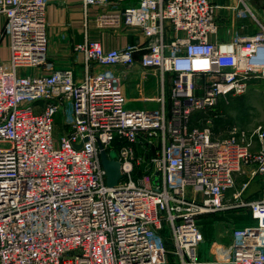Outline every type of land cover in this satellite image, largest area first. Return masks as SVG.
<instances>
[{
    "label": "built area",
    "instance_id": "obj_1",
    "mask_svg": "<svg viewBox=\"0 0 264 264\" xmlns=\"http://www.w3.org/2000/svg\"><path fill=\"white\" fill-rule=\"evenodd\" d=\"M248 2L142 0L108 12L110 0H83L102 9L100 28L136 29L144 42L77 46L87 63L124 71L77 81L72 70L18 72L49 66V0H0V44L7 39L10 51L0 59V264H168L171 249L199 264L198 219L236 209L256 225L234 231L228 264H264V198H243L254 179L264 186V127L214 134L220 107L264 80V14ZM226 9L258 30L213 41ZM136 68L159 72L163 88L169 78V104L163 91L158 109L127 108L123 81ZM66 104L70 130L57 138ZM99 145L121 164L114 188ZM238 176L248 180L236 190Z\"/></svg>",
    "mask_w": 264,
    "mask_h": 264
},
{
    "label": "crops",
    "instance_id": "obj_2",
    "mask_svg": "<svg viewBox=\"0 0 264 264\" xmlns=\"http://www.w3.org/2000/svg\"><path fill=\"white\" fill-rule=\"evenodd\" d=\"M142 0H110L109 6L105 9L108 12H122L126 8L136 7ZM217 5L232 6L230 0H211ZM233 1V0H232ZM102 9L100 7H88L85 8L83 0H49L47 7V22H48V67L40 68L35 73L39 75H49L55 71L72 70L74 77L77 81L83 80L88 73L102 71L107 68H101L94 66L92 63H87L85 55L82 52L76 50L77 46L84 44L87 41H98L102 44L105 50L120 49L128 44L143 43L144 37L141 32L136 29H123L121 31L100 28L98 25V17ZM227 12L221 10L218 13L217 20L219 26L224 22H228L226 16ZM226 16V17H225ZM5 18L0 16V35L3 32L5 25ZM212 40L230 41L231 39L222 36H216ZM10 57L9 44L7 39H3L0 44V59L8 61ZM139 69V68H138ZM149 74V73H148ZM162 92L167 91V86L162 87ZM244 96L234 97L243 99ZM241 100V101H242ZM236 102L233 106L230 104L228 111L238 105ZM160 103L155 102L151 107L153 109L159 108ZM221 106L223 112L224 107ZM67 113L71 112V106L66 104L65 109ZM63 111V112H65ZM63 112L57 116V135H63L70 130V126L65 125V121H59V118L63 116ZM229 113V112H228ZM225 123H215V131L220 134L219 138L225 137L221 134L225 130ZM231 127V125H230ZM225 133V132H224ZM246 176H238L236 180V190H239L242 185L247 181ZM243 198L247 201L259 200L264 198V186L260 178L254 179L244 192ZM228 217L227 219H233L237 223L238 228L250 227L255 220L252 218L251 213L247 209H236L229 211L225 214L214 215V228L212 225L207 224V230L202 231L204 235V241L198 249V262L199 264H228L229 254L228 248L233 243V228L230 223L221 220V217ZM204 222H208L211 217H204ZM208 218V219H206ZM201 220V222H202ZM213 220V219H210ZM229 221V220H228ZM214 232H213V229ZM170 256V255H169ZM168 256V264L170 259Z\"/></svg>",
    "mask_w": 264,
    "mask_h": 264
},
{
    "label": "rangeland",
    "instance_id": "obj_3",
    "mask_svg": "<svg viewBox=\"0 0 264 264\" xmlns=\"http://www.w3.org/2000/svg\"><path fill=\"white\" fill-rule=\"evenodd\" d=\"M236 3V0H235ZM251 6L254 12L256 13L257 17L262 19L263 21V12H264V0H249L248 2ZM230 4H234V0H230ZM225 7H236V4L232 6H226ZM227 13L225 14L227 17L228 22H224L223 25L220 26V31H219V36H224L225 38L232 39L237 35H242V36H247V35H252L258 30V24L257 22L251 17H244V18H239L237 15V11L234 10H229L226 9L224 10ZM225 16V17H226ZM108 71L106 72H113L114 74L118 76H123L124 72L122 69H118L113 71L112 69H107ZM35 69H19L18 72L22 74H36ZM167 86V91L165 92V97L167 100V104H169L170 100V80L167 78L166 84ZM123 87L126 93L127 97V108L136 110V109H153L149 108L152 106L153 103L159 102L160 99L163 95L162 92V80L159 72H151L147 73L145 76L144 73L136 68L133 71H131L128 75H125L124 81H123ZM242 98H238V100H235V98H231L230 104L233 106L236 102L241 101L238 103L236 107L228 111V107H224L223 109V114L222 117H220L221 120L219 122H215L216 124L220 123H227L228 126H225V130L233 126L236 127H242L244 129L252 131L253 129L262 126L264 127V80L260 81H253L250 85L249 90L247 91L246 94L243 95ZM158 109V108H157ZM65 111V110H64ZM68 112V111H67ZM66 111L63 112V116L59 118V121H65V123L69 122L71 120V112L67 113ZM229 112V113H228ZM215 126L214 125V134L215 137L218 134L215 131ZM225 132V133H224ZM223 136L229 135V131H223L221 132ZM60 135H57V138H59ZM223 138V137H222ZM2 148H9V145H1ZM110 154L112 156H117V153L115 150H111ZM225 214V213H221ZM215 215V214H214ZM214 215H208V216H203L200 219H198V224L200 227V232L202 236V240L197 248V253L200 245L204 241V235L202 231H206L207 227L206 225H212L214 228ZM204 217H211L210 219L213 220H208V222H204L202 219H205ZM228 218V217H227ZM226 217L222 216L221 220L226 221L231 224L233 230H238V229H243V228H238L237 223L233 219H227ZM208 219V218H206ZM202 220V222H201ZM229 220V221H228ZM256 222H253L251 226H255ZM212 228V229H213ZM214 232V229H213ZM234 233V232H233ZM167 236H169L170 231L167 228V231L165 232ZM169 259H170V264H182V261L180 260V257L173 253V249L170 250L169 253ZM198 256V255H197Z\"/></svg>",
    "mask_w": 264,
    "mask_h": 264
},
{
    "label": "water",
    "instance_id": "obj_4",
    "mask_svg": "<svg viewBox=\"0 0 264 264\" xmlns=\"http://www.w3.org/2000/svg\"><path fill=\"white\" fill-rule=\"evenodd\" d=\"M99 147L102 165L107 173V184L109 187L114 188L123 178L121 164L117 160V156L107 153L102 145H99Z\"/></svg>",
    "mask_w": 264,
    "mask_h": 264
},
{
    "label": "trees",
    "instance_id": "obj_5",
    "mask_svg": "<svg viewBox=\"0 0 264 264\" xmlns=\"http://www.w3.org/2000/svg\"><path fill=\"white\" fill-rule=\"evenodd\" d=\"M218 114H219V113H218ZM219 120H221V119H220V118H217L215 122H219ZM117 145H118V143H117Z\"/></svg>",
    "mask_w": 264,
    "mask_h": 264
}]
</instances>
